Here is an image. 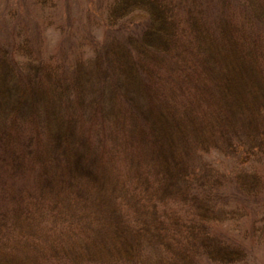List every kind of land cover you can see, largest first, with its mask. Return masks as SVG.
Masks as SVG:
<instances>
[{
	"label": "trees",
	"instance_id": "16d2710c",
	"mask_svg": "<svg viewBox=\"0 0 264 264\" xmlns=\"http://www.w3.org/2000/svg\"><path fill=\"white\" fill-rule=\"evenodd\" d=\"M264 0H0V264H261Z\"/></svg>",
	"mask_w": 264,
	"mask_h": 264
},
{
	"label": "rangeland",
	"instance_id": "374dc122",
	"mask_svg": "<svg viewBox=\"0 0 264 264\" xmlns=\"http://www.w3.org/2000/svg\"><path fill=\"white\" fill-rule=\"evenodd\" d=\"M257 259L261 264H264V246L257 250Z\"/></svg>",
	"mask_w": 264,
	"mask_h": 264
}]
</instances>
